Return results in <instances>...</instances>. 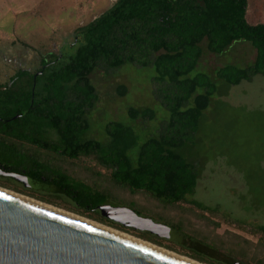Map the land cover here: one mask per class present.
<instances>
[{"label": "trees", "instance_id": "obj_1", "mask_svg": "<svg viewBox=\"0 0 264 264\" xmlns=\"http://www.w3.org/2000/svg\"><path fill=\"white\" fill-rule=\"evenodd\" d=\"M248 4L249 0H116L77 28L70 46L58 54L46 53L35 72L20 70L8 83H0V167L52 185L51 191L28 189L40 194L34 195L37 199L61 198L75 212L122 230L127 228L98 210L111 200L110 193L58 162L78 164L85 157L101 169L92 168V173L106 174L117 188L146 194L166 206L183 202L214 212L216 208L189 196L195 193L204 164L223 156L241 174L248 193L264 194V109L232 106L220 99L222 85L264 76V22L249 23ZM237 41L255 50L250 64L198 69L205 52L221 55ZM126 64L153 69L152 96L168 117L143 142L131 126L115 120L105 124V140L89 137L88 114L99 101L91 75ZM126 93V86L120 85L117 96ZM151 115L146 108L128 109L131 121ZM217 119L226 124L225 141L207 138L209 122ZM252 227L264 236L263 224ZM188 241L191 258L221 264L214 262L221 256L214 248ZM255 244L262 246V238ZM203 254L216 260L208 261Z\"/></svg>", "mask_w": 264, "mask_h": 264}, {"label": "rangeland", "instance_id": "obj_2", "mask_svg": "<svg viewBox=\"0 0 264 264\" xmlns=\"http://www.w3.org/2000/svg\"><path fill=\"white\" fill-rule=\"evenodd\" d=\"M88 1L0 0V83L6 82L17 69H27L30 72L38 69L42 55L48 52L58 54L63 48L70 46L75 39L77 28L83 26L92 17H97L103 9L114 2V0ZM247 11L249 23L264 22V0H249ZM70 22L75 23V26H68ZM254 56L255 50L249 43L237 41L221 55L205 52L198 69L211 71L226 64L244 66L250 64ZM153 74L151 67L142 68L130 64L114 72H94L91 80L96 86L99 101L94 110L88 114L90 128L87 135L105 140L104 126L112 120L131 126L139 142L156 134L157 128L168 117V113L160 103L153 99L154 85L151 82ZM120 85L127 88L126 95L121 98L117 96V89ZM221 91L223 94L220 99L232 106L264 109V76L262 75L254 76L250 82L242 81L234 86L222 85ZM130 107L146 108L152 115L148 120L131 121L128 116ZM225 125L221 119H217V122L210 121L208 125L210 134L207 138L213 136L217 140L225 141L223 135ZM231 129H234L232 124ZM77 162L78 164L75 162H58V164L74 176L107 190L111 195V200L105 204L132 208L138 212L139 216L166 225L178 232L179 239L176 237L169 240L157 237L145 230L129 227L122 230L110 226L75 212L71 204L61 198L52 197L49 199L50 202L37 199L34 195L39 196V193L30 191L31 188L19 182L17 184L1 179L0 182L7 186L0 187L40 203L77 214L201 264L207 263L189 256L192 251L188 249L187 240H198L201 244L214 248L221 255L216 260L203 254L208 261L216 260L214 262L219 261L221 264H226L222 259V256H226L242 264H264V247L261 244H255L259 236L250 233V227L264 225V194L253 197L248 193L241 174L234 166L226 163L225 157L220 156L215 161L204 164L195 193L189 196L202 204L216 208L214 212L201 211L183 202L174 206H166L146 194H132L126 189L113 186L106 174L101 177L92 173V168L99 172L101 169L88 158L82 157ZM85 165L89 170L84 168ZM262 165L264 166V162ZM206 218L218 225L208 222ZM236 222L246 227L240 228L239 225H235ZM240 236L249 239L250 242L244 243ZM180 238L183 241L180 242ZM262 240L264 242L263 235Z\"/></svg>", "mask_w": 264, "mask_h": 264}, {"label": "water", "instance_id": "obj_3", "mask_svg": "<svg viewBox=\"0 0 264 264\" xmlns=\"http://www.w3.org/2000/svg\"><path fill=\"white\" fill-rule=\"evenodd\" d=\"M0 176L9 177L27 188L53 190L52 185L1 167ZM98 210L103 217L124 227L145 230L169 240L179 239L178 232L141 217L130 208L101 204ZM0 264L190 263L0 191Z\"/></svg>", "mask_w": 264, "mask_h": 264}, {"label": "bare ground", "instance_id": "obj_4", "mask_svg": "<svg viewBox=\"0 0 264 264\" xmlns=\"http://www.w3.org/2000/svg\"><path fill=\"white\" fill-rule=\"evenodd\" d=\"M0 191L10 193V194H12V195H14V196H17V197H19V198H22V199H24V200H27V201H30V202H33V203L39 204V205H41V206H43V207L49 208V209L54 210V211H56V212H59V213L65 214V215H67V216H70V217H72V218L78 219V220L83 221V222H85V223H88V224H91V225L97 226V227H99V228H102V229L107 230V231H109V232H112V233H114V234L120 235V236L125 237V238H127V239H130V240H133V241H135V242H138V243L144 244V245L149 246V247H151V248H153V249H155V250H158V251H160V252H163V253H165V254H167V255H170V256H172V257H175V258L180 259V260H182V261H185V262H187V263H190V264H201V263L196 262V261H194V260H191V259H189V258H187V257H184V256L178 255V254H176V253H173V252H170V251H166V250H164V249H161V248H159V247H157V246H155V245H153V244H151V243H149V242L142 241V240H140V239H137V238L131 237V236L127 235V234H123V233H120V232H118V231H115V230H113V229H111V228H109V227H106V226H104V225H101V224H99V223H96V222H94V221H92V220L85 219V218H83V217H81V216H79V215H77V214H74V213H71V212H67V211H65V210H62V209L56 208V207L51 206V205H48V204L40 203V202L35 201V200H33V199L27 198V197H25V196H23V195L16 194V193H14V192H10V191H8V190H6V189L4 190V189L1 188V187H0Z\"/></svg>", "mask_w": 264, "mask_h": 264}, {"label": "flooded vegetation", "instance_id": "obj_5", "mask_svg": "<svg viewBox=\"0 0 264 264\" xmlns=\"http://www.w3.org/2000/svg\"><path fill=\"white\" fill-rule=\"evenodd\" d=\"M76 38H77V34H75V39H74V41L76 40ZM74 41H73V42H74ZM60 52H61V51H60ZM43 56H44V55H42L41 58H43ZM41 58H40V59H41ZM20 70H27V69H17L13 74H11V75L8 77L7 81L4 82V83H8V82L10 81V79H11V78H12V77H13L18 71H20ZM36 70H37V69H36ZM36 70H34L33 72H35ZM28 71H29V70H28ZM4 83H2V84H4ZM23 174H24V173H23ZM40 181H41V180H40ZM42 182H44V181H42ZM17 183H18V182H17ZM235 225H238V224H235ZM250 233H251V234L254 233V232L251 231V227H250ZM254 234L259 236V237L256 239V241H255L256 243H258V242L260 241V239L262 238V235H261V233H257V232L254 233ZM263 245H264V242H263Z\"/></svg>", "mask_w": 264, "mask_h": 264}, {"label": "crops", "instance_id": "obj_6", "mask_svg": "<svg viewBox=\"0 0 264 264\" xmlns=\"http://www.w3.org/2000/svg\"><path fill=\"white\" fill-rule=\"evenodd\" d=\"M115 1H116V0H114V2H115ZM59 2H60V0H59ZM88 2H90V0H89ZM114 2H113V3H114ZM113 3H112V4H113ZM112 4H110L108 7H106L105 9H103L102 12H104V11H106L108 8H110V7L112 6ZM85 5H86V4H85ZM102 12H101V13H102ZM99 14H100V13H99ZM99 14H98V15H99ZM93 18H94V17H92L89 21H91ZM69 21H70V20H69ZM89 21H87V22H89ZM87 22H86V23H87ZM86 23H85V24H86ZM85 24H84V25H85ZM68 26H75V23L72 22V24H71V22H70Z\"/></svg>", "mask_w": 264, "mask_h": 264}]
</instances>
